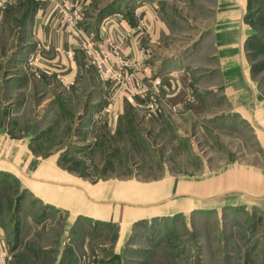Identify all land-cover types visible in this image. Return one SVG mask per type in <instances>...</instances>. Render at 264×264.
Segmentation results:
<instances>
[{
	"label": "rangeland",
	"instance_id": "374dc122",
	"mask_svg": "<svg viewBox=\"0 0 264 264\" xmlns=\"http://www.w3.org/2000/svg\"><path fill=\"white\" fill-rule=\"evenodd\" d=\"M36 1L20 0L0 9V168L7 172L0 170V199L7 201V207L0 206V219L9 216L2 226L0 221L8 242V254L0 264L36 261L32 253L31 262H21L20 252L26 247L17 241L19 224L15 220L24 206L23 194L28 185L31 187L37 162L51 156L59 160L65 173L92 183L124 180L146 187L143 184L170 180L165 195L140 205L146 206L143 215L147 219L139 222L134 240L141 239L138 233L146 227L148 232L143 236L147 238L139 242L141 249L149 250L147 256L132 260H148L149 264H154L153 258H162L158 264H263L264 216L258 210L260 204L264 206V149L250 145L243 132L228 136L231 130L225 131L223 126L216 131L218 138L210 129L198 133L189 127L184 137L179 135L182 129L173 125L174 118L193 112L195 105L190 73L179 80L180 90L176 84L164 98L158 87L153 88L152 107H145L144 102L138 107L133 98L122 96L117 107L110 106L102 118L101 113L88 117L95 107L91 105L94 95L90 88L100 78L94 65L86 64L84 81L63 87L53 72L29 59L35 45L31 33ZM128 10L125 15L130 17ZM246 12V21L261 37L256 47H246L248 76L264 92V0H247ZM180 74L176 71L175 78L180 79ZM104 102L109 104L107 97ZM199 156L208 160L210 176L206 180L212 181L203 185L195 178L190 181V175L202 173ZM246 164L255 166L256 170L248 172L260 174L263 181L228 183V171L241 176ZM217 173L223 174V181ZM125 189L129 191L127 186ZM29 195L40 201V195ZM177 202L180 206L172 205ZM154 208L162 209L161 216L152 213ZM53 219L60 224L62 217ZM26 246L35 252L31 241ZM125 257L109 256L103 263L93 254L78 258L76 264H134ZM44 260L43 264L51 263V258Z\"/></svg>",
	"mask_w": 264,
	"mask_h": 264
},
{
	"label": "crops",
	"instance_id": "0c3cea01",
	"mask_svg": "<svg viewBox=\"0 0 264 264\" xmlns=\"http://www.w3.org/2000/svg\"><path fill=\"white\" fill-rule=\"evenodd\" d=\"M17 1L20 0H0V9ZM71 1L84 9L80 23L82 32L99 40L109 38L119 43L123 55L140 64L138 79L148 86L152 81L157 82L154 88L158 87L162 98L176 89V84L180 90L179 80L190 73L196 90L195 105L193 112L187 111L189 113L185 116L174 118L173 125L182 129L180 136L184 137L189 127L190 131L196 130L198 133H207V129H210L214 131V138H218L219 132L216 131L223 126L225 131L231 130L228 136L234 137L235 131L243 132L244 136L249 137L250 145L255 149H264V92L258 88L255 80L249 79L250 63L245 56L246 47H256L261 37L246 21L247 0ZM112 3L101 16L98 15ZM125 9H129L130 17L125 15ZM33 25L31 38L35 45L29 56L32 54L35 57L36 66L53 72L63 87L84 81L87 63L78 49L77 39L64 31H54L52 6L47 2H35ZM68 53H72L71 57ZM176 71L182 73L180 79L175 78ZM96 82L90 88L94 95L91 105L95 107L89 111L88 117L99 116L103 112L106 106L104 99L109 98L112 90L109 81L98 78ZM122 99V96H118L114 104L109 102L107 105L115 108ZM132 100L138 107L143 104L138 98ZM189 116L192 120H188ZM210 136L213 137V134ZM198 160L202 173L190 175L191 183L193 178L201 185L212 182L206 180L210 176L208 160L202 156ZM58 162L53 156L42 158L30 178L31 187L25 186L24 206L21 205L18 219L15 220L19 224L17 241L20 245L25 243L26 247L25 251L20 252L21 262H31L34 253V264H43L46 262L44 259L49 258L50 264H76L78 258L93 254L103 263L109 256L122 259L126 255L125 258L134 264H149L148 260H132L147 256L149 250L141 249L139 242L147 238L143 236L148 232L146 227H142L138 233L141 239L134 240L139 222L147 219L143 215L146 206L140 205L165 195L163 192H168L170 180L143 184L146 187H136L138 184L124 180L92 183L85 177L65 173ZM246 165L242 166L244 170L241 172L244 173L241 176L229 170L226 176L228 183L246 181L256 184L263 181L260 174L257 173V176L248 172L256 170L255 166ZM0 170L7 173L3 168ZM223 178V174L218 176L220 181ZM126 186L129 191H126ZM32 193L40 195V201L29 195ZM172 205L180 206L178 202ZM0 206L7 207L5 198L0 199ZM154 209L152 213L161 216L162 209ZM258 211L264 216L263 205L260 204ZM58 215L62 217L60 224L53 221ZM8 217L1 218L8 220ZM3 219H0L1 226ZM115 227L117 230H113ZM59 239L61 242L58 246ZM29 241L35 252L27 248ZM7 243L0 228V246ZM262 247L264 250V241ZM104 254H108V257H101ZM155 259H152L154 264L162 260Z\"/></svg>",
	"mask_w": 264,
	"mask_h": 264
},
{
	"label": "built area",
	"instance_id": "2783aa9c",
	"mask_svg": "<svg viewBox=\"0 0 264 264\" xmlns=\"http://www.w3.org/2000/svg\"><path fill=\"white\" fill-rule=\"evenodd\" d=\"M47 2L52 6L54 16V31H64L77 39V46L84 55L87 64L94 65L100 79L112 84L108 101L114 102L118 96L138 98L145 107H152L155 100L151 95L152 89L158 85L152 81L148 86L138 79L140 64L122 53L119 43L112 39L99 40L82 32L80 23L84 17L81 5L71 0H37ZM72 53H68L71 57ZM30 60L35 57L29 56ZM103 114L110 112V105L102 110ZM8 254L5 246H0V259Z\"/></svg>",
	"mask_w": 264,
	"mask_h": 264
},
{
	"label": "water",
	"instance_id": "95a60500",
	"mask_svg": "<svg viewBox=\"0 0 264 264\" xmlns=\"http://www.w3.org/2000/svg\"><path fill=\"white\" fill-rule=\"evenodd\" d=\"M113 3H114V2H113ZM113 3L110 4L109 6H107L106 8L102 9V10L99 12V16H101L102 13H103L107 8L111 7V5H113Z\"/></svg>",
	"mask_w": 264,
	"mask_h": 264
},
{
	"label": "bare ground",
	"instance_id": "6f19581e",
	"mask_svg": "<svg viewBox=\"0 0 264 264\" xmlns=\"http://www.w3.org/2000/svg\"><path fill=\"white\" fill-rule=\"evenodd\" d=\"M137 25V24H136Z\"/></svg>",
	"mask_w": 264,
	"mask_h": 264
}]
</instances>
